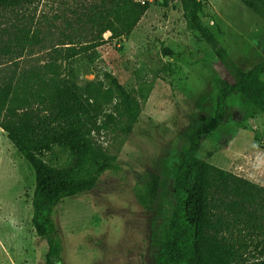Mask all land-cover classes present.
I'll return each instance as SVG.
<instances>
[{
  "label": "rangeland",
  "instance_id": "rangeland-1",
  "mask_svg": "<svg viewBox=\"0 0 264 264\" xmlns=\"http://www.w3.org/2000/svg\"><path fill=\"white\" fill-rule=\"evenodd\" d=\"M196 1L200 24L225 51V61L198 27L186 24L182 0L150 3L125 36L110 40L105 33L103 44L68 61L63 45L72 43L81 51L92 42L90 7L99 8L104 0H25L0 10V77L34 68L47 76L43 67L58 48V73L85 105L98 103L95 95L107 85L104 74L140 104L139 118L125 138L112 125L101 128L106 115L118 117L119 105H100L90 138L116 162L93 190L55 208L62 241L55 264H156L175 205L174 175L191 133L214 115L221 86L264 61V21L246 0ZM165 49L172 55L165 56ZM196 156L264 187V117L253 115L233 93L221 125L202 137ZM40 157L60 166L70 153L54 145ZM148 183H153L152 198ZM33 191L31 168L0 130V264H47L46 241L31 223Z\"/></svg>",
  "mask_w": 264,
  "mask_h": 264
},
{
  "label": "trees",
  "instance_id": "trees-1",
  "mask_svg": "<svg viewBox=\"0 0 264 264\" xmlns=\"http://www.w3.org/2000/svg\"><path fill=\"white\" fill-rule=\"evenodd\" d=\"M23 1L0 0V10L19 7ZM243 3L264 21V0ZM181 5L186 24L198 27L213 52L225 61V51L200 24L199 3L182 0ZM147 8L148 4L134 0H104L101 7H90L88 23L96 31L94 39L81 51L72 43L64 44V60L99 47L105 42V33L110 34V40L125 36ZM57 49L53 61L43 67L47 76L34 68L18 75L15 69L13 74L0 77V130L33 172L31 223L37 237L46 241L47 264H55L62 253L55 208L66 198L93 190L116 162L115 155H109L90 138L100 105L113 101L119 105L118 117L106 115L101 128L112 125L124 138L140 114L139 101L110 74H104L107 85L95 95L98 103L85 105L58 73L54 60L61 53ZM163 52L172 55L166 49ZM235 92L250 105L253 115L264 117V61L241 73L235 83L221 86L214 115L191 133L189 147L174 175L175 205L156 264H264V187L196 156L202 137L221 125L226 101ZM54 145L68 147L70 157L65 164L53 166L40 157ZM152 187L153 183L146 187L150 198L154 196Z\"/></svg>",
  "mask_w": 264,
  "mask_h": 264
},
{
  "label": "built area",
  "instance_id": "built-area-1",
  "mask_svg": "<svg viewBox=\"0 0 264 264\" xmlns=\"http://www.w3.org/2000/svg\"><path fill=\"white\" fill-rule=\"evenodd\" d=\"M134 1L141 4V5H146V4L149 5L150 3H153L156 0H134Z\"/></svg>",
  "mask_w": 264,
  "mask_h": 264
},
{
  "label": "crops",
  "instance_id": "crops-1",
  "mask_svg": "<svg viewBox=\"0 0 264 264\" xmlns=\"http://www.w3.org/2000/svg\"><path fill=\"white\" fill-rule=\"evenodd\" d=\"M87 53H88V52L82 53V54H80V55H78V56H76V57H74V58H72V59L82 58L81 56H85V54H87Z\"/></svg>",
  "mask_w": 264,
  "mask_h": 264
}]
</instances>
